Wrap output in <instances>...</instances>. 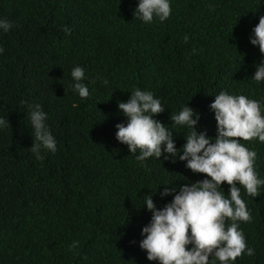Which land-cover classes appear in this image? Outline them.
Returning a JSON list of instances; mask_svg holds the SVG:
<instances>
[{"label": "trees", "instance_id": "trees-1", "mask_svg": "<svg viewBox=\"0 0 264 264\" xmlns=\"http://www.w3.org/2000/svg\"><path fill=\"white\" fill-rule=\"evenodd\" d=\"M138 2L0 0V20L12 25L0 29V118L9 121L0 126V264H159L140 248L152 217L147 195L161 209L175 195L161 197L166 185L179 191L207 177L166 153L138 161L117 141L115 126L127 123L118 102L135 88L161 101L165 111L154 119L181 154L190 129L170 116L184 105L211 142L210 105L221 91L259 101L264 114V81L252 79L264 54L250 42L264 0H169L170 17L151 23L135 14ZM77 66L87 98L72 87ZM36 104L57 147L41 148L43 159L29 150ZM241 143L257 153L264 180V143ZM237 186L252 216L237 223L254 255L229 264H264V184L257 197ZM221 187L227 195L229 185ZM209 264L220 262L212 256Z\"/></svg>", "mask_w": 264, "mask_h": 264}, {"label": "clouds", "instance_id": "clouds-1", "mask_svg": "<svg viewBox=\"0 0 264 264\" xmlns=\"http://www.w3.org/2000/svg\"><path fill=\"white\" fill-rule=\"evenodd\" d=\"M171 11L169 0H139L135 14L143 22L151 23L154 17L161 22L166 21ZM11 27L7 20H0V29L7 32ZM253 32L254 38L250 42L264 54V15L260 16ZM184 40L187 42L188 37L185 36ZM3 51L0 47V53ZM256 67L252 79L259 83L264 81V62ZM84 75V69L79 66L71 72L75 81L72 87L81 98L89 96L88 87L82 83ZM104 83L108 81L104 80ZM29 107L32 109L29 118L34 129V142L29 150L37 159H43L39 155L41 148L54 153L57 150L56 141L45 124L46 113L41 106ZM118 108L127 117V123L115 126L116 139L127 145L138 161L151 157L159 159L166 153L165 160L179 157V160L186 161V167L193 173L207 177L183 185L179 191L166 185L159 193L161 197L175 195L161 209L157 208L152 194L147 195L144 205L152 217L150 223L142 228L144 238L140 242L147 259L159 264H209L210 257L214 256L220 264H229L245 251L248 256H253L254 249L247 248L237 223L252 220L237 185L243 186L249 196L257 197L260 195L259 186L264 184L255 170L257 153L241 143L253 139L264 143V114L260 102L224 91L215 95L210 105L217 122L214 142L206 133L197 132L199 114L184 105L177 114L170 116L173 125L190 129L182 154L176 147L173 133L165 124L154 119L165 111V107L152 92L135 88L126 102H118ZM8 125V120L0 118V126ZM224 183L229 185L227 195L221 191ZM228 221L230 223H226ZM77 246L78 242H73L70 248Z\"/></svg>", "mask_w": 264, "mask_h": 264}]
</instances>
